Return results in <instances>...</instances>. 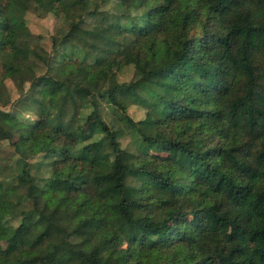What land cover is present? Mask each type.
I'll use <instances>...</instances> for the list:
<instances>
[{
  "label": "trees",
  "instance_id": "1",
  "mask_svg": "<svg viewBox=\"0 0 264 264\" xmlns=\"http://www.w3.org/2000/svg\"><path fill=\"white\" fill-rule=\"evenodd\" d=\"M109 1L0 0V87L11 79L17 113L36 116L33 129L0 126V141L51 170L32 176L26 156L0 166V264H264V0H118L127 13L103 9ZM31 12L69 23L51 52L29 29ZM97 15L119 34L100 66L87 54L88 38H100L87 18ZM66 44L85 56L69 61ZM31 56L46 77L27 65ZM128 66L138 78L119 83ZM92 114L102 135L75 149ZM13 117L0 110V120ZM128 134L137 146H122ZM129 172L142 201L108 185ZM110 213L127 235L105 238Z\"/></svg>",
  "mask_w": 264,
  "mask_h": 264
},
{
  "label": "rangeland",
  "instance_id": "2",
  "mask_svg": "<svg viewBox=\"0 0 264 264\" xmlns=\"http://www.w3.org/2000/svg\"><path fill=\"white\" fill-rule=\"evenodd\" d=\"M103 9L108 10L110 13H127L124 8L118 4V0H110ZM132 16L137 19L139 12L133 11ZM27 24L31 32L39 37L43 47L49 52L52 51V38L57 33H68L70 31L69 23L65 20L57 18L54 14H39V13H28L26 16ZM139 21V19H137ZM87 24L94 31L100 34V38L90 37L88 34L81 30H75V33L85 36L89 39L91 46L89 47L87 54L89 55L90 61L98 66L103 65L107 61H111L112 57L110 56V41L118 37V33L110 31L108 27L103 24L102 17L100 15L87 18ZM65 54L68 55L69 61H80L85 54L74 50L69 44H66L63 47ZM28 66L32 67L39 77H46L47 67L36 60L33 56L30 57ZM138 78L137 71L133 66H128L122 71L118 72L117 80L119 83L131 82ZM40 91H44L45 82L43 79L38 81ZM43 86H41V84ZM27 85L26 88H28ZM20 92L9 78L4 79L3 87H0V110L10 112L14 115L13 119H1L0 126L7 131H16L22 126L23 123H28L33 129V125L36 120L30 112L17 113L15 110V104L20 99ZM7 104V105H5ZM102 111L104 114L105 121L111 125L114 129L119 127L118 121L112 115V106L107 101H102ZM129 113L131 117L136 120H142L145 117V110L138 106H131L129 108ZM101 133L98 131L96 119L94 114L90 117V120L87 124L83 125L79 131H77V143L75 144V149L80 148L82 145L93 142L101 137ZM120 142L124 148H133L138 145L137 136L133 134H128L121 138ZM21 156H26L30 162V174L34 177H39L47 179L51 175V170L48 167V164L43 160L36 157H31L25 152L24 146L14 147L9 140L0 141V166L5 167L7 165L14 166L17 159ZM91 159V156L88 157ZM116 188L119 194L125 195L128 199L142 201L145 199L143 191L141 190L142 181L139 179L136 173L129 172L126 173L122 181L113 180L108 183ZM31 195H39L40 191L37 189H32L28 191ZM28 193L25 195L27 196ZM24 197V196H23ZM76 197L82 199L83 196L76 194ZM25 205L27 208L31 207L29 200H25ZM115 218V213H110L109 221L102 227V232L105 238H111L119 232L127 235L125 230L117 231L111 220ZM12 225L18 226L19 221H13ZM16 239V238H15ZM8 246V235L6 228L3 225H0V248L5 250Z\"/></svg>",
  "mask_w": 264,
  "mask_h": 264
}]
</instances>
